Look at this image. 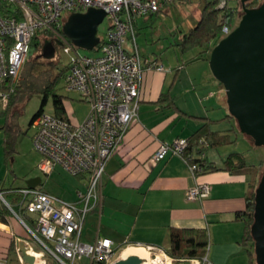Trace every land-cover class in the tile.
Returning <instances> with one entry per match:
<instances>
[{"label": "crops", "instance_id": "1", "mask_svg": "<svg viewBox=\"0 0 264 264\" xmlns=\"http://www.w3.org/2000/svg\"><path fill=\"white\" fill-rule=\"evenodd\" d=\"M213 1L216 0H174L166 4L160 13L136 21L135 41L129 37L125 46L128 51L136 47L145 65L139 120L127 131L108 162L103 177L102 207L90 213L88 225L85 220L82 242L94 244L104 238L111 240L118 251L127 246H153L168 251L172 247L171 234L174 230H207L212 245H209L206 257L211 264H243L244 255L247 257L245 264H249L247 247L241 244L244 223L237 219V214L246 209L250 174L210 170L195 178L183 159L176 155L169 154L159 162L152 159L163 144L188 139L193 135L201 123L191 117L216 122L224 119L228 113L223 102L224 87L209 69L191 80L192 88L198 86L192 89L194 105L200 106L202 113L198 114L195 108L183 109L178 106L182 93H174L181 71L192 64L209 61L215 47L213 43L210 50L197 47L183 51L181 47L183 38L199 26L207 5ZM235 8L238 9L237 15H240L238 6ZM190 53L193 54L190 56ZM158 65H163L167 71L156 70ZM213 98H217L215 104L212 103ZM212 112L217 116H210ZM3 120L0 118V122ZM4 124L5 120L3 124L0 123L1 164L6 163ZM227 124L216 123L212 128L226 131L227 127L222 126ZM247 140L254 145L251 139ZM223 148L217 149L219 151L213 155L208 152L210 163L223 166L224 160L232 153L220 152ZM39 158L41 160L40 155ZM263 160L264 154H260L253 164L257 165ZM75 178L79 186L69 194L68 199L50 192L37 176L30 181L39 179L36 188L67 202H75L77 193L84 191L87 183L85 177ZM197 184L211 186L209 197L189 199V190ZM0 187L1 190H9L2 183L1 174ZM23 188L28 186L14 189ZM2 198L0 212L5 211L6 214L0 213V258L8 257V264H26L23 256L32 255L29 249V245H33L31 237L19 218L10 212L7 204H11ZM24 217L29 222L35 218L26 212ZM179 263L192 264L191 260ZM48 264L57 263L51 260Z\"/></svg>", "mask_w": 264, "mask_h": 264}, {"label": "built area", "instance_id": "2", "mask_svg": "<svg viewBox=\"0 0 264 264\" xmlns=\"http://www.w3.org/2000/svg\"><path fill=\"white\" fill-rule=\"evenodd\" d=\"M174 0H0V81L16 84L28 58L34 38L50 33L62 42L68 56L65 86L79 92L89 103L85 119L74 123L43 113L32 122L34 150L41 156L39 169L50 176L60 167L72 177H85L84 191L77 193L75 202H67L40 189L23 188L19 193L24 200L19 209L33 215L35 228L25 223L20 214L8 205L28 231L33 245H29L34 264H111L118 249L109 239H98L94 244L81 240L87 216L100 209L103 203V177L108 162L122 143L125 134L139 120L141 85L145 65L138 49H126L130 37L136 38V21L161 12ZM232 0H220V14L230 10L235 16L238 9ZM102 9L110 19L105 39L95 48L97 55L79 52L63 34L65 15L86 13L89 9ZM232 32L223 25L224 37ZM167 71L163 65L155 67ZM10 93L0 94V107L6 108ZM186 139L163 144L152 157L159 162L167 155L183 159L189 171L197 178L203 171L200 164H191L185 156ZM211 193L208 184H197L189 190L191 200L205 199ZM2 198V194L0 193ZM3 199V198H2ZM37 246V248L35 247ZM153 264H175L166 250L160 247L145 248ZM119 259V258H118ZM192 264H211L207 257L191 260ZM0 264H8L0 258Z\"/></svg>", "mask_w": 264, "mask_h": 264}, {"label": "trees", "instance_id": "3", "mask_svg": "<svg viewBox=\"0 0 264 264\" xmlns=\"http://www.w3.org/2000/svg\"><path fill=\"white\" fill-rule=\"evenodd\" d=\"M219 1L220 0H216L207 5L204 17L202 18L199 26L183 38L181 43L183 51L195 49L197 47H200L204 50H210L211 43L216 46L217 43L224 38V35L222 34L223 25H230L233 30L232 24L234 16L231 14L230 10L224 11L223 15L220 14V9L218 8ZM259 5L260 4H257L254 0H252L248 2L246 6L249 8H255ZM41 34L53 36L47 32ZM32 44L35 46L39 45V35L34 38ZM29 56L26 59L16 84H12L10 80L3 82L0 81V94L7 92L10 93V99L6 108L0 107V116L5 120L3 130L5 133L4 154L6 161L12 156V153L16 151L18 144L17 138L21 132V128L17 122L18 116L21 114L24 104L29 101L32 96L39 94V91L33 88V84L28 79L32 74V72L28 71L27 69V65L29 64L30 60ZM45 61L50 64L49 68L43 69L42 71L47 75L46 87L43 89L45 99L48 95L52 94L53 106L55 109L53 116L65 120L69 119V117L66 116L63 97L54 93L57 83L62 78L65 79L68 65L64 67V69L59 70V72H55L56 69H59L58 64L53 60ZM34 70L36 69L34 68L33 71ZM81 101H84V99H81ZM43 113V108H41L33 118L32 122ZM191 118L200 121L201 126L193 133L191 137L186 139L188 141V147L185 151V156L190 158L189 161L191 164L196 163L203 166V171L198 176L205 174L210 170H226L236 173H247L251 176L249 182L250 190L246 197V209L237 214V219L244 223V235L241 244L247 247L249 264H257L254 241L251 235V226L254 221L255 193L263 173L264 160L260 161L259 164L254 165L253 163L247 162L245 153L232 152L224 160L222 167L213 165L207 158L208 152L212 149L217 150L222 147L235 145L237 143V133L240 132L239 127L238 125H231L226 131H215L212 128L213 124L222 122L231 123L232 120H235L234 117L230 116L229 114H227L224 119L216 122L202 117ZM0 192L4 198L10 197L12 202L10 203V206L15 212L21 215L29 227L34 229L35 224L33 221L29 222L28 219L24 217L25 211L19 209V203L24 200V196L19 193V189L10 188L8 191L0 189ZM10 212L12 211L10 210ZM0 213L3 215L6 214L5 211ZM171 245V250H168L167 253L174 260H176V262L202 260L207 256L210 245L209 234L207 230H174L171 234ZM4 259L7 260L8 257H4ZM92 264L104 263L95 262Z\"/></svg>", "mask_w": 264, "mask_h": 264}, {"label": "water", "instance_id": "4", "mask_svg": "<svg viewBox=\"0 0 264 264\" xmlns=\"http://www.w3.org/2000/svg\"><path fill=\"white\" fill-rule=\"evenodd\" d=\"M242 0L243 16L239 25L220 40L212 49L210 69L215 79L226 90L229 115L234 117L242 134L250 137L255 146L264 147V2L249 8ZM107 14L102 9L91 8L86 13L71 14L63 28V34L79 49L94 50L101 42L99 26ZM61 46L62 42L57 40ZM56 46L45 42L44 59H53ZM39 179L29 181L34 189ZM256 263L264 264V169L255 193L254 221L251 226ZM23 252V250H22ZM26 264H34L32 255L23 256ZM143 259L129 256L114 260L111 264H142Z\"/></svg>", "mask_w": 264, "mask_h": 264}, {"label": "rangeland", "instance_id": "5", "mask_svg": "<svg viewBox=\"0 0 264 264\" xmlns=\"http://www.w3.org/2000/svg\"><path fill=\"white\" fill-rule=\"evenodd\" d=\"M254 1L257 4H261L262 2H264V0H254ZM241 2L242 0H232L231 2L232 6L235 7L238 6L239 14H240V15L236 14L233 17V24H232L233 29H235L239 25L241 21V17L243 16ZM177 4H179V1H177ZM68 17H69L68 14L65 15V19H67ZM110 23L111 22L109 17H106L104 22L99 26V37L101 39H105ZM47 41L54 42L57 48L55 57L53 59H50L58 64L59 69H56L55 72H59V70L64 69V67H66L69 63L68 56L64 53V48L56 44L57 40L54 36L41 34L39 35V45L38 46H35L33 44L31 45L30 56H29L30 60H29V64L27 65V69L28 71H31L32 74L31 76H29L28 79L33 84V88L39 91V94H35L34 96H32V98L29 101H27L24 104L21 110V114L18 116L17 122L21 128V132L17 138L18 144L16 147V151L12 153V156L6 161V163L1 164L0 162V174L2 177V183L6 185L5 188L10 189V188L27 187L31 178H33V176H37L43 181V184H45V187L50 192L65 199H68L70 198L69 194L74 193V191H76V187L79 186L78 184L79 181L75 177L73 178L72 176L68 175L64 170L60 168H58L54 172V174L50 176H47L43 172H41V170L39 169V163L41 160L39 158V154L34 150L33 141H32V136L34 134V128H32V120L35 117V115L38 113V111L41 108H43L44 113L51 115L55 113L52 94L48 95L47 98L45 99V95L43 93V89L46 87L47 75L44 74L42 71L43 69L50 67V64L47 61H45L47 59H44L42 57L43 46ZM79 52L81 54L89 55V56H94L98 54L97 49H94L92 51L79 49ZM192 54L193 53H190L189 55L191 56ZM180 62H181L180 65H182V61ZM34 68L36 70L33 71ZM208 69L211 71L209 61H204L194 65L192 64V66H189L188 68L186 67L185 69H183V71H181L180 80L177 83L178 87L174 89L175 94H180V92L182 93L178 101V106H180L183 109L195 108L198 114L202 113L201 107L197 106V104L194 105L195 103L193 97L194 91H192V89L195 90L197 89L196 87L198 86L192 88L191 80L199 77L200 74L208 71ZM54 93L63 97V101L66 109V116L69 117L74 123H80V121L82 122V120L85 119L88 110L90 108L89 103H87L86 101H81L82 97L79 94V92L68 90L65 86L64 78H62L57 83ZM215 99L217 98L212 99L213 104H215ZM223 102L226 103L227 112H228L227 114H229L225 88L223 94ZM222 112L223 111H221L220 114H222ZM210 116L214 118L217 115L212 112ZM0 123L3 124L4 120L3 122ZM231 125L237 126V122L235 120H232L231 123H228L227 125L222 127L223 128L227 127L228 129L230 128ZM246 137L248 136H245L241 132L237 133V143L232 146L224 147L223 149H221L220 152L223 153L243 152L245 153L247 162L255 164L257 162V158L259 157V155L264 154V147H257L255 146V144L250 145L247 140L249 139L250 141V138H246ZM218 151L219 150H211L209 151V155H213ZM6 200L9 203H12L10 197H6ZM89 217L90 214L86 219V225L90 223ZM35 247L37 248L36 245ZM129 247L130 246H127L121 249L120 251H118L115 255L114 260H117L118 258L122 259L123 252L126 250V248ZM242 258L244 262L243 264H245L247 260L246 255H244ZM151 260L152 259H150L149 263L153 264ZM236 262L239 263L237 258H236ZM84 263L89 264L87 260L81 262V264ZM176 264H180V263L176 262Z\"/></svg>", "mask_w": 264, "mask_h": 264}, {"label": "bare ground", "instance_id": "6", "mask_svg": "<svg viewBox=\"0 0 264 264\" xmlns=\"http://www.w3.org/2000/svg\"><path fill=\"white\" fill-rule=\"evenodd\" d=\"M129 256H138L143 259L142 264H150V255L148 251L143 247H129L122 254V259H125Z\"/></svg>", "mask_w": 264, "mask_h": 264}, {"label": "flooded vegetation", "instance_id": "7", "mask_svg": "<svg viewBox=\"0 0 264 264\" xmlns=\"http://www.w3.org/2000/svg\"><path fill=\"white\" fill-rule=\"evenodd\" d=\"M242 11V10H241Z\"/></svg>", "mask_w": 264, "mask_h": 264}]
</instances>
